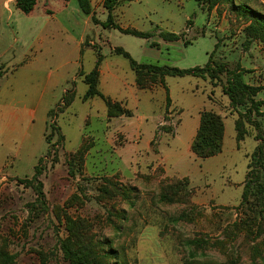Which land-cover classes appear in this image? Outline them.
Listing matches in <instances>:
<instances>
[{
    "label": "rangeland",
    "instance_id": "rangeland-1",
    "mask_svg": "<svg viewBox=\"0 0 264 264\" xmlns=\"http://www.w3.org/2000/svg\"><path fill=\"white\" fill-rule=\"evenodd\" d=\"M241 6L264 16V0H226L211 9L203 0H120L115 6L117 17H113L120 27L150 36L157 27L178 34L183 44L190 43L156 52L143 38L116 29L99 28V41L93 28L88 40L94 42L91 48L95 53L85 50L80 56L64 58L61 51L62 56L52 59L37 55L45 66L37 75V85H20L14 119L0 114V250L15 255V264H68L58 246L59 240L68 238L107 254L104 262L111 264H264V168L259 170L248 201L241 204L251 155L257 145L264 153V105L260 107L262 115L244 118L246 135L237 143L234 122L248 106H230L223 94L226 75L216 80L197 79L204 91L196 96L180 91L196 79L172 77L169 86L183 109L182 120L190 121L197 106L204 103V110L222 116L226 131L224 152L217 160H193L185 155L180 138H172L178 110L166 113L167 120L158 125L155 141L165 137L160 150L168 162L183 158L191 170L195 167V176L184 182L166 175L162 162L137 156L122 163L125 157L116 154L125 141L118 130L122 122L115 125L109 117L106 122L100 100L93 105L82 100L87 87L80 79L75 88L68 83L77 71L92 69L95 57L101 56V44L107 63L115 64L113 68L127 80L134 76L128 60L110 55L108 46L121 47L141 62H147L144 50L156 53L158 65L179 69L203 66L207 54L213 52V65H224L229 71L241 69L245 83L262 88L255 100L264 101V27L242 16ZM18 15L0 22L7 33L0 39V79L18 60L33 57L32 51H22L20 35L18 43L14 42L16 35L11 30L17 28L23 36V31L32 28L25 14ZM99 16L106 20V13ZM151 45L156 46L154 42ZM7 61L9 69H5ZM2 82L1 92L6 91V80ZM66 83L71 85L67 91H73L75 97L60 112L63 89L70 87ZM49 109L52 113L47 116ZM51 124L59 128L60 142L49 128ZM146 138L142 137V148ZM82 144L83 160L75 154ZM47 148H51L50 156H46ZM41 158L44 205L36 202L30 184ZM252 171L253 179L256 169Z\"/></svg>",
    "mask_w": 264,
    "mask_h": 264
},
{
    "label": "crops",
    "instance_id": "crops-1",
    "mask_svg": "<svg viewBox=\"0 0 264 264\" xmlns=\"http://www.w3.org/2000/svg\"><path fill=\"white\" fill-rule=\"evenodd\" d=\"M103 1L104 0H90L92 13L90 15H85L78 8L76 0H37L34 9L29 14H25L28 17L32 28H29L27 32L23 31V36H21L19 29L16 28L14 31L11 30L13 34L16 35V37L14 38V42L18 43L19 38L17 37H19L20 35L23 41L22 51H32L33 57L30 59L28 57H25L21 62L20 60H18V65L11 69H9L11 67L8 62L9 60L6 62L5 69H9V72H7L0 79V85L2 86L4 83L2 81L6 80L4 84L6 91L4 90L1 92L2 88L0 86V114L4 112V114L9 118V120L14 119L16 115L15 98L19 95L18 90L20 89L19 87L22 86L21 84L28 85L29 87H35L37 85V75L45 67L43 61L37 58V55L40 56L43 54L42 57L44 56L45 58L49 57L52 59L54 56H62L61 51L65 52L64 58H68L70 56L74 57L76 53L80 56L82 53H84L85 50L94 52L91 48L94 42L88 40V31H92L94 33V29H96L100 41L102 37L100 36L101 30H99V28H101L103 31L106 29H111L103 28L100 24H94L91 20V15H94V17L98 20L99 23H104L106 21L101 19L99 16L100 13H106L107 17V12L102 7ZM100 3H102L101 6L99 5ZM18 12L20 11L15 7V0H0V22L1 20H3V22L4 20L11 21L12 15L16 14L17 16H19ZM116 12L117 8H114L112 12L114 18L117 17ZM5 15H7L6 19ZM19 20L21 19L18 17V21ZM156 29L157 30L154 34H152V36L144 39L145 43L150 46V48L156 49V52H159V48L168 49L169 47L176 46V44H183L181 38L177 40H164L158 34V32L164 31L157 27ZM3 37L6 38L7 33L4 28H0V39ZM87 40L88 45L85 46ZM152 42H154L156 46H152ZM103 48L105 47L103 44H101L100 54L102 56V61L99 66L98 90L104 97L112 100L113 102L120 103L122 107L132 113L130 117L121 116L118 118H109V121L115 125L118 124L119 121L122 122V124L118 127V130L124 136L125 141L124 145H119L116 151V154H118V156L122 155L123 157H125L124 159H121V162H126V159L127 161H131L132 158L136 160L137 156L143 158V160L149 159L153 162H162L166 175L171 177L174 176L177 178L186 177L191 181L190 175H194L193 173L195 167L192 168L193 170H191V167H188L190 165H187L188 160L186 162L183 158H178L175 162L172 163L168 162L167 158L162 155V152L160 150V144L165 137L155 141L156 131L158 125L164 120L166 113H171L173 109L178 110V123L172 138L175 139L178 136V139L180 138V144H182L185 148V155L194 160L195 157L190 151V146L199 127L200 112L206 109L207 106H204V103L198 105L193 118L190 121L188 120L184 122L181 118L183 112V109L180 107L181 104L178 99L172 96L173 94L171 93V89L169 86V83L173 82L171 79L172 77L166 76L164 78V85L156 84L150 89H139L135 83V75L129 80H127L126 77L119 75V72L113 68L115 64L107 63L106 56L102 54ZM108 48L110 55L116 54L114 52L115 47L108 46ZM116 48H120L125 51L121 47ZM6 52H8V49L5 50V53ZM143 52L144 57L147 59V62H141L140 60H136L137 63L152 64V62L155 61L154 63L156 65L160 64V62L157 60L156 53L147 54L146 50H144ZM209 55L210 54H207L208 57ZM12 57L15 58V55H12ZM95 60L96 57L93 61V66ZM80 72L81 71H77L70 78L71 82L68 81V83L74 85V88L77 80L80 79L82 82V78L78 76ZM68 83H66V85L70 87L68 89H63L64 92L71 88V85H69ZM165 88H167V93ZM180 91L181 93H184L186 95L190 94L196 96L199 92L202 94V92L204 91V87L201 86L200 80H197L196 83L193 84L191 87L185 88V90L184 88H181ZM166 97L169 98L168 106L166 105ZM96 99L100 100L103 104L102 106H104L103 108H105V110H103V112L105 113V117H103L107 122L108 117L106 114V106L100 98L94 97L84 102H88L89 104L93 105L97 104ZM46 121L47 120L44 118V129ZM235 135L236 132L234 133V137ZM143 136L147 137L144 148L141 147V141ZM182 136H185V140ZM225 136L226 131L224 124L222 151L218 155L211 157L212 160H217V158H219L223 154ZM153 144L154 148H152Z\"/></svg>",
    "mask_w": 264,
    "mask_h": 264
},
{
    "label": "trees",
    "instance_id": "trees-1",
    "mask_svg": "<svg viewBox=\"0 0 264 264\" xmlns=\"http://www.w3.org/2000/svg\"><path fill=\"white\" fill-rule=\"evenodd\" d=\"M48 1V0H45ZM67 1V0H63ZM120 0H104L103 8L107 12L106 21L104 23H99L98 20L91 15L92 23L100 24L103 28L116 29L122 34L132 35L137 38H149V33H143L134 29H124L119 27L113 21L112 12L115 6ZM202 1V0H200ZM208 3L209 9L213 8L216 4L226 1V0H203ZM37 0H15V7L22 12L23 14H29L36 5ZM78 8L85 15H90L92 13V7L90 0H76ZM241 15L244 17L251 18L258 23L262 28L264 27V16L253 11L252 9H245V6H241ZM160 36L164 40H177L179 35L161 32ZM187 45L188 43H184ZM217 46V45H216ZM115 53L123 56L129 62L130 69L134 72L135 83L139 89H150L156 84L164 85V78L166 76L170 77H192L196 79H218V76L225 74L227 77L226 84L223 86V94L227 96L230 106L232 108L248 106L247 112L244 115H239L238 119L234 122L235 128V139L236 142H241L245 135L246 130L244 127V118H249V115L254 114L256 116L262 115L260 112V107L264 105V101L255 100V96L261 91V87L251 86L245 83L243 79V71L237 69L234 71L227 70L224 65L214 63L212 64V53L208 57V61L202 67H193L188 69H179L175 67L160 66L156 64H139L133 60L130 55L118 48L115 50ZM102 61V57L98 55L96 57L94 66L91 71L88 73L80 72L79 76L82 78V82L86 85L87 89L82 96L83 101L88 99L98 97L100 98L106 106L107 117H119L124 115L126 117L131 116V112L121 106L118 102H113L112 100L104 97L98 90V77H99V66ZM166 93H167V88ZM70 93L69 96H67ZM75 93L73 91H65L61 99L62 103L59 104L60 112L69 107L73 102ZM166 105H169V98L166 97ZM52 110H50L47 116H50ZM164 120H167L166 116ZM246 121L251 122L249 119ZM48 126V124H46ZM256 125V123L254 124ZM51 131L58 136L57 142L63 140V137L60 136L59 128L55 124L49 126ZM165 132H170L171 129L168 127H161ZM223 137H224V122L222 116L218 113H215L211 110H202L200 112V122L197 129L196 135L191 143L190 151L198 159H207L214 157L221 153L223 147ZM83 144L79 147L76 155L79 156V159L82 158L85 154V150L82 147ZM51 155V148H47L46 156ZM250 163L248 164L246 172V180L243 184V190L241 193V204L248 201L251 188L259 179L260 171H263L264 168V153L261 145H257L254 153L251 155ZM44 158L39 160V165L34 168V175L30 180V184L34 191L36 202L40 205H44V193L42 191V182L39 180V177L42 174L41 163ZM253 167V169H252ZM256 169V171H255ZM252 170L255 171V176L250 178ZM264 172V171H263ZM186 182L188 180L186 177L181 178ZM59 250L63 254V258L68 264H111L109 262H104V259L107 258V254H99L96 251H93L89 246L83 245L81 243H76L75 239L68 238L66 240L58 241ZM16 256L10 254L7 251L0 250V264H15ZM112 264H120L114 262ZM255 264V263H253Z\"/></svg>",
    "mask_w": 264,
    "mask_h": 264
},
{
    "label": "built area",
    "instance_id": "built-area-1",
    "mask_svg": "<svg viewBox=\"0 0 264 264\" xmlns=\"http://www.w3.org/2000/svg\"><path fill=\"white\" fill-rule=\"evenodd\" d=\"M163 125V124H162Z\"/></svg>",
    "mask_w": 264,
    "mask_h": 264
}]
</instances>
